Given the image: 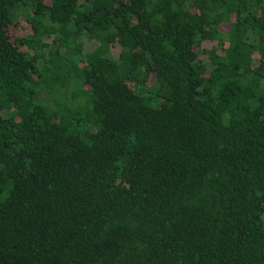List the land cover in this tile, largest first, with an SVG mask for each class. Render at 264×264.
Wrapping results in <instances>:
<instances>
[{"label": "trees", "instance_id": "obj_1", "mask_svg": "<svg viewBox=\"0 0 264 264\" xmlns=\"http://www.w3.org/2000/svg\"><path fill=\"white\" fill-rule=\"evenodd\" d=\"M0 264H264V0H0Z\"/></svg>", "mask_w": 264, "mask_h": 264}, {"label": "rangeland", "instance_id": "obj_2", "mask_svg": "<svg viewBox=\"0 0 264 264\" xmlns=\"http://www.w3.org/2000/svg\"><path fill=\"white\" fill-rule=\"evenodd\" d=\"M11 30H12L11 33L14 34V33H15V32H14L15 29L12 28Z\"/></svg>", "mask_w": 264, "mask_h": 264}]
</instances>
